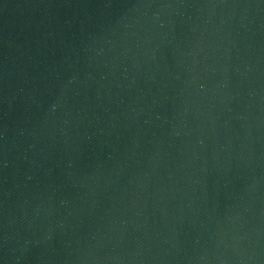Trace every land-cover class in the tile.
I'll use <instances>...</instances> for the list:
<instances>
[{
	"label": "water",
	"instance_id": "95a60500",
	"mask_svg": "<svg viewBox=\"0 0 264 264\" xmlns=\"http://www.w3.org/2000/svg\"><path fill=\"white\" fill-rule=\"evenodd\" d=\"M0 264H264V0H0Z\"/></svg>",
	"mask_w": 264,
	"mask_h": 264
}]
</instances>
